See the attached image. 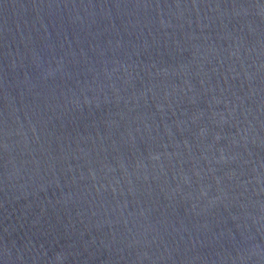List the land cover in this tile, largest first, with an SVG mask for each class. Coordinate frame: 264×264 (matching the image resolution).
Instances as JSON below:
<instances>
[{"label": "water", "instance_id": "obj_1", "mask_svg": "<svg viewBox=\"0 0 264 264\" xmlns=\"http://www.w3.org/2000/svg\"><path fill=\"white\" fill-rule=\"evenodd\" d=\"M0 264H264V0H0Z\"/></svg>", "mask_w": 264, "mask_h": 264}]
</instances>
